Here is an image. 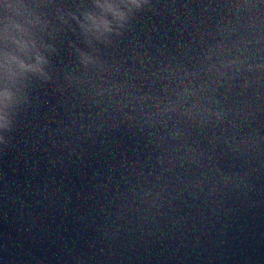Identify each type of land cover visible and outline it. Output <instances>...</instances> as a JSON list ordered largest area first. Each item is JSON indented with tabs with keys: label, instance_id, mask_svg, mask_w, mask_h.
Masks as SVG:
<instances>
[{
	"label": "water",
	"instance_id": "water-1",
	"mask_svg": "<svg viewBox=\"0 0 264 264\" xmlns=\"http://www.w3.org/2000/svg\"><path fill=\"white\" fill-rule=\"evenodd\" d=\"M0 264H264V0H0Z\"/></svg>",
	"mask_w": 264,
	"mask_h": 264
}]
</instances>
